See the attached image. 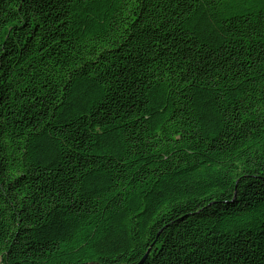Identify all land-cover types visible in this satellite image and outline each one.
I'll return each mask as SVG.
<instances>
[{"label":"trees","instance_id":"1","mask_svg":"<svg viewBox=\"0 0 264 264\" xmlns=\"http://www.w3.org/2000/svg\"><path fill=\"white\" fill-rule=\"evenodd\" d=\"M264 264V0H0V264Z\"/></svg>","mask_w":264,"mask_h":264},{"label":"water","instance_id":"2","mask_svg":"<svg viewBox=\"0 0 264 264\" xmlns=\"http://www.w3.org/2000/svg\"><path fill=\"white\" fill-rule=\"evenodd\" d=\"M87 264H98V263H87Z\"/></svg>","mask_w":264,"mask_h":264}]
</instances>
